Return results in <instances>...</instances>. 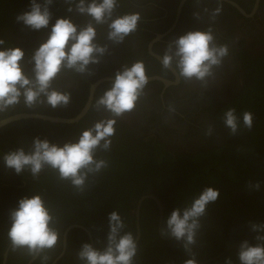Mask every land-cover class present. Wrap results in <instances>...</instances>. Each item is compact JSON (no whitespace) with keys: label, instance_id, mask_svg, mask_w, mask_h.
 I'll list each match as a JSON object with an SVG mask.
<instances>
[{"label":"flooded vegetation","instance_id":"1","mask_svg":"<svg viewBox=\"0 0 264 264\" xmlns=\"http://www.w3.org/2000/svg\"><path fill=\"white\" fill-rule=\"evenodd\" d=\"M123 1L124 4L118 1L112 19L132 13H138L140 18L136 30L119 43L108 38L110 30L108 23H111V20L108 23L96 24L87 14L77 12L75 4L71 5L73 11L69 12L67 18L78 26V30L91 22L96 29L93 42L106 50L103 55L97 56L98 63H90L85 72L77 73L62 68L52 81L53 89L70 94L68 105L52 108L47 104L46 97L42 95L37 103L27 107L22 96L18 104L0 112V120L24 113L67 118L66 114L51 115L48 112L73 114L72 110L75 107L74 116H76L89 101L85 114L73 124H55L40 119H18L0 127V189L5 193L10 190L16 192L25 189L27 182L34 183L50 168L45 165L36 176H33L27 168L17 174L14 169L6 167L3 160L5 154L18 148H23L26 153L32 151L33 140L37 137L41 140L47 139L50 143L61 147L65 143H76L84 130L93 127L101 120H116V132L110 137L112 141L110 147L131 149L129 153L136 150V159L141 166L152 162L154 153H159V147L171 157L195 155L225 144L228 130L219 123L216 114L221 106L229 104L237 96L241 88L243 60L264 52V0ZM217 8L221 11L213 17L212 12ZM209 28L214 37L213 46H226L228 54L221 59L219 65L213 66L211 75L204 80L181 77L176 68L178 57L174 56L176 47L173 41L189 31H208ZM49 34H43L41 39L37 37L29 39L34 47L30 49V54L24 55L21 65L30 78H34V62L31 57L40 44L47 40ZM21 39L13 35L14 42L18 43ZM170 47V54L174 57L173 62L169 68H164L161 60L164 54L169 52ZM136 61H143L146 75L152 79L143 89L134 109L115 117L104 106L97 104V100L111 88L114 82H102L95 86L92 92L91 88L101 78L115 79L117 71L131 67ZM155 77L164 79L169 84L153 79ZM122 130L128 132L127 137H123L125 134ZM145 141L149 145H142ZM123 153H125L124 149ZM122 156L124 157V154ZM141 198L144 199L139 202ZM166 199L168 201L170 196ZM132 206L135 231L136 225L139 229L140 212L143 207L144 212L151 218L156 213V233L162 238L163 214L167 202L159 197L155 188L138 197ZM75 225L81 227H75L81 233H77L73 238L68 248L67 259L65 258L61 264H84L77 255L82 244L90 243L96 248L89 230L80 224ZM65 228L61 232L59 242L57 241L52 249H46L45 264H51L62 251V235ZM59 231L60 228L57 232ZM68 233L64 252L55 264L66 252ZM171 237L169 234L163 239L169 240ZM18 256H21L20 252ZM14 264L19 263L14 262Z\"/></svg>","mask_w":264,"mask_h":264},{"label":"trees","instance_id":"2","mask_svg":"<svg viewBox=\"0 0 264 264\" xmlns=\"http://www.w3.org/2000/svg\"><path fill=\"white\" fill-rule=\"evenodd\" d=\"M118 1L124 4L123 0ZM37 2L43 4L44 0ZM87 2L90 3L91 0ZM30 3L31 0H0V39L5 41L0 45V50L13 46L30 54L34 45L29 39H41L43 34L50 33L57 18L68 17V8L72 5L65 0H53L49 6V26L33 30L16 20L18 15L30 11ZM13 35L22 39L16 43ZM244 60L243 84L237 96L229 104L221 106L216 114L219 123L225 127L221 119L223 111L228 107H235L237 110L240 130L232 135L227 128L228 139L225 144L195 155L171 157L159 147V153H154L152 162L142 166L136 159V150L131 153V149L120 147L104 150L101 144L95 150L94 159L105 160L107 167L99 172L89 173L83 190L74 187L70 181L61 180L58 171L51 167L34 183L27 182L25 189L16 192L10 190L8 193L0 189V263L3 252L11 243L8 238L10 213L18 207L21 198L36 194L42 197L54 217L51 226L56 230L60 228L59 238L66 226L80 224L91 233L96 249L102 250L107 245L110 212L119 211L125 222L121 235L132 232L135 237L132 204L148 190L154 187L159 197L167 202L162 222L164 229L166 219L174 209L190 205L191 200L204 187L211 186L218 189L220 195L216 202L207 206L206 214L200 218L201 226L197 231L196 243L190 245V252H186L183 242L177 241L173 236L169 240L163 239L167 236L159 237L156 233V213L151 218L141 208L140 236L136 242L138 252L134 264H184L187 259L192 258L196 260V264H224L226 258H231L232 264H240V244L247 240L254 245L257 243L255 236L264 235L253 232L249 224L250 221L264 222V52ZM72 111L73 114L61 112L64 114L62 115L54 111L48 114H66L65 117L71 118L75 115V107ZM244 111L253 114L251 130L243 127ZM122 132L125 134L123 137H127L128 132ZM146 144L149 145L146 141L145 144L142 143L144 146ZM257 182L260 183L258 190L249 186L250 183L254 185ZM77 233L81 231L75 228L68 233L66 252L57 264L67 259L68 248ZM45 253L46 250L41 252L32 264H45ZM31 256L26 248L13 251L11 246L6 264H25Z\"/></svg>","mask_w":264,"mask_h":264},{"label":"clouds","instance_id":"3","mask_svg":"<svg viewBox=\"0 0 264 264\" xmlns=\"http://www.w3.org/2000/svg\"><path fill=\"white\" fill-rule=\"evenodd\" d=\"M70 5L75 3V10L87 14L96 24L108 23V38L117 43L134 32L139 20L138 13L125 14L112 19V13L117 7L118 0H65ZM53 0H44L41 4L31 0L30 11H25L16 17L33 30L47 28L51 13L49 6ZM69 12L73 11L70 6ZM207 11V10H206ZM221 9L212 12L215 17ZM96 29L89 22L79 28L70 18H57L51 27L47 40L35 50L31 60L34 62V78L24 72L21 61L25 55L19 47H9L0 50V112L20 102L23 96L27 107H32L43 95L52 108L68 105L70 94L52 88V81L62 68L83 73L90 63H98V55H103L104 47L93 41ZM211 28L208 31H189L173 41L176 47L174 53L178 57L176 68L179 75L186 79L195 77L204 80L211 75L212 68L221 63L228 54L226 46H213ZM5 41L0 39V45ZM70 45V46H69ZM166 52L162 59L164 68H169L173 62V54ZM148 84L143 61H136L131 67L117 71L111 88L97 100L98 105L104 106L115 117L134 109L136 101ZM42 102V101H41ZM221 119L226 128L235 135L240 130V122L235 107H228L222 113ZM253 114L244 111L242 114L243 127L249 130L253 127ZM115 119L101 120L93 127L84 130L78 142L65 143L62 147L50 143L47 139L34 138L32 151L26 153L23 148L10 151L3 156L6 167L14 169L17 174L26 168L33 176L38 175L45 165L58 171L61 180L70 181L77 189L83 190L89 173L99 172L107 167L105 160L94 159L97 147L103 141V149L108 150L115 132ZM250 187L257 190L260 183ZM220 192L211 186L204 187L198 196L191 200L190 205L174 209L166 219L165 228L161 234L173 236L183 242V248L190 252V245L196 243L197 231L200 228V218L206 214L207 206L217 201ZM11 226L8 238L13 251L26 248L30 255H36L46 249H52L58 241L59 234L51 225L54 217L46 207L39 194L24 197L18 201V207L10 213ZM109 233L104 249H96L90 243L82 244L78 259L84 264H134L138 245L132 232H125V222L119 211H112L108 216ZM250 229L256 233H264V222H249ZM256 244L243 241L239 246L238 259L240 264H264V235L255 236ZM47 259V257H45ZM184 264H196L194 258L187 259ZM224 264H232L231 258H226Z\"/></svg>","mask_w":264,"mask_h":264},{"label":"water","instance_id":"4","mask_svg":"<svg viewBox=\"0 0 264 264\" xmlns=\"http://www.w3.org/2000/svg\"><path fill=\"white\" fill-rule=\"evenodd\" d=\"M160 59V58H159ZM161 60V59H160ZM162 61V60H161ZM171 69V68H170ZM172 70V69H171ZM173 71V70H172ZM175 73V72H174ZM176 75V74H175ZM152 78H148V81L151 80ZM155 80H159V81H162L164 84H169L168 81L164 80V79H161V78H158V77H155L153 78ZM115 79L113 78H101L99 79L98 81L95 82V84L92 86L91 88V92L92 90L95 88V86H97L98 84L102 83V82H105V81H112L114 82ZM176 80H177V75H176ZM90 100V98H89ZM89 107V101L86 103V105L84 106V108L80 111V113L76 116H73L71 118H62V117H55V116H45V115H39V114H29V113H24V114H17V115H13V116H9V117H6L4 119H1L0 120V127L1 126H4L12 121H15V120H18V119H40V120H43V121H48L50 123H55V124H73L75 122H77L84 114L85 112L87 111ZM148 197H151V196H148ZM144 198H141L140 201H142ZM138 202V204H139ZM161 208V207H160ZM75 227H80V226H77L75 224H72V225H68L65 230H64V233L62 235V251L60 252V254L53 260V262L51 264H55V262L62 256L63 252H64V248H65V244H66V235L67 233L69 232V230H72L74 229ZM81 228V227H80ZM136 231H137V234L135 236V240L136 242L138 241L139 239V229H138V225H136ZM171 236V235H170ZM12 245L9 244L7 246V248L5 249V251L3 252L2 254V261H1V264H5L6 263V258H7V253H8V250L9 248L11 247ZM38 254L32 256L26 264H32L33 261L37 258Z\"/></svg>","mask_w":264,"mask_h":264}]
</instances>
